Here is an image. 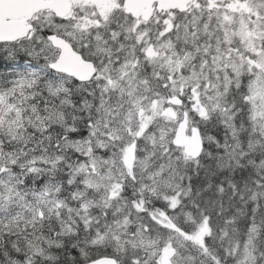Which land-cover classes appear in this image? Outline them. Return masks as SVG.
<instances>
[{
  "label": "snow or ice",
  "instance_id": "6c2138e0",
  "mask_svg": "<svg viewBox=\"0 0 264 264\" xmlns=\"http://www.w3.org/2000/svg\"><path fill=\"white\" fill-rule=\"evenodd\" d=\"M0 264H264V0H0Z\"/></svg>",
  "mask_w": 264,
  "mask_h": 264
}]
</instances>
